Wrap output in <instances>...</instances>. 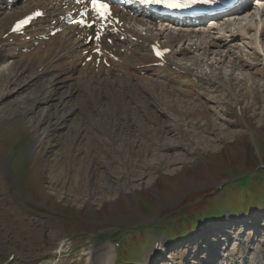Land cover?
Returning <instances> with one entry per match:
<instances>
[{
    "label": "rangeland",
    "instance_id": "374dc122",
    "mask_svg": "<svg viewBox=\"0 0 264 264\" xmlns=\"http://www.w3.org/2000/svg\"><path fill=\"white\" fill-rule=\"evenodd\" d=\"M212 52L209 56L213 59H203L199 65L180 59L190 73L157 75L160 87L173 88L171 96L163 98L162 88L159 91L154 85L161 103L150 97L151 90L144 91L145 84L127 79L115 90L132 83L143 94L132 95L135 101L130 104L136 110L119 108L112 110L113 116L100 110L105 112L101 119L93 105L78 116L66 117L57 127L42 120L49 119L45 110H30L31 104L35 105V87L27 95L20 87L13 91L8 77L0 79V95L4 87L12 89L9 97L0 100V159L6 163L1 174H10V189L17 199L26 197L40 204L45 211L35 210L36 206L28 209L61 226V236L69 242L61 253L48 252L36 261L95 264L98 254L111 245L109 240H115L120 242L118 248L116 243L114 246L124 264H142L147 253L156 252L154 240L166 236L147 227L161 223L163 230L177 239H171L165 255L154 254L149 264H241L243 259L258 264L257 255L264 254V204L256 208L264 200V169L259 168L264 166L262 58L247 52L245 59L255 65L253 70L248 68L257 70L258 75L253 76L261 84L256 94L239 93L241 103L236 106L230 92L221 95V86L198 75L209 66H223L218 82L232 84L228 74L234 72L231 76L236 78L239 67L250 64L234 61L233 55L218 64L219 57ZM199 54L196 56L209 57L206 51V55L203 51ZM232 61L238 63L235 69L230 66ZM243 83L252 85L248 79ZM214 97L221 100L216 103ZM170 99L179 100L180 112L172 110ZM39 136L42 141L34 147L33 140ZM244 172L248 187L236 184L235 176ZM228 182L229 186L219 191ZM235 207L251 212L207 221L194 229L199 219ZM86 232L92 237L103 233L99 235L103 241L85 236ZM49 235L55 237L54 229L44 241L52 242ZM7 253L0 247V260H5ZM120 260L116 257L113 264Z\"/></svg>",
    "mask_w": 264,
    "mask_h": 264
},
{
    "label": "bare ground",
    "instance_id": "6f19581e",
    "mask_svg": "<svg viewBox=\"0 0 264 264\" xmlns=\"http://www.w3.org/2000/svg\"><path fill=\"white\" fill-rule=\"evenodd\" d=\"M16 2L18 5L8 7L6 0H0V8H3V10H0V79L8 77L10 84L13 85V91L17 92L18 87H20L21 91L26 92L27 95L32 92L31 88L35 87L34 90L37 93L33 97L35 105L33 106L32 103L30 110H45L49 114V119L44 118L42 120L53 123L55 127L62 125L66 117L78 116L82 110L87 112L93 105L96 107L95 110H99L97 116L101 119L104 111L107 112H104L106 115L113 116L112 110L116 112L119 108H124L127 111L136 110L130 104V102L135 101L132 95L141 97L143 94L137 92L130 85L132 83H127L121 90H115L127 79L134 81L135 78L136 81L145 84L146 86H143L144 91L149 92L151 90L150 97H153L155 101H160V103L164 95L171 96L173 88L168 89L165 85L160 87L157 84L158 79H160L157 75L162 76L164 71L172 73H177V71L169 69L167 65L166 68H158L150 64L155 59L151 57L147 47L149 43L155 41L169 44L172 47L170 57L167 58V62L170 64L179 59V56L186 57L199 51H203L204 54L205 51L207 54L213 51L212 54L219 57L218 60L215 59L218 64H224L231 55H233V58L235 56L234 61L236 62L249 63L250 65L245 64L239 67L241 72L239 71L238 75L234 76L236 78L231 76L234 72L228 74L227 79L229 82L232 81V84H220L218 82V75L221 73L223 66H209L208 71L200 72L198 75L200 78L210 81L211 84L216 83L221 86V95L226 94L225 90L230 92L236 106L241 103L240 99L243 93L256 94L259 91L258 85L261 83L257 80V77L253 76V74L258 75L257 70L253 72L249 70L250 67H253V70L255 65L248 61L249 59H245L248 51H252V54L258 53V56L262 58L261 69H264V19L261 23L257 22V17L263 15L264 10L258 15L256 7H254V11H247L249 6H246L244 8L246 12H238L220 18L215 22V25L192 27L189 24H184L176 28L177 31L175 30L173 33L168 29L164 31L160 28H154L148 24L149 21L145 18L122 14L123 34L134 36L136 40L120 42L119 47L125 48V51L118 54V63L113 62L106 69L104 66L99 65L98 69L95 70L90 62L82 65L84 49L80 47V40L73 38L71 34L62 35L59 33L47 40H40L39 33L44 35L51 30V27L57 26L51 23V20L57 19V7L54 0H16ZM35 5L45 8L49 16L40 20V25H34L28 29L27 34L30 35V40H21L19 37L13 36L11 41V36L3 39L2 36L8 30L10 23ZM129 6L138 7V4L129 1ZM138 13L150 14L144 7H139ZM260 27L261 32L259 33ZM252 31H254L253 34H251ZM38 40L39 43L35 45ZM237 40H242L243 49L236 45ZM177 45H180L179 49H175ZM194 47L195 50L192 52ZM25 48L28 51H24ZM204 58H207V56L190 58V60L193 61V65H199ZM236 62L232 61V65H230L234 69L238 64ZM242 67H249V71H245ZM179 68L182 67L179 66ZM188 70L190 71V69ZM244 79L251 80L252 85L245 87ZM18 83L21 86H18ZM154 85L159 91L162 88L161 98L158 97ZM262 85L264 86V84ZM2 90L1 101L4 100V95L9 97L12 93V89H7V87ZM4 91L6 92L4 93ZM127 93L130 96H127ZM213 100L217 103L221 100V97H214ZM178 102L177 99H170L169 101L173 106L172 110L176 109L180 112L181 110L177 108ZM100 110L104 111L100 113ZM166 116L167 119L170 117ZM241 120L245 122L242 118ZM104 131L109 132L107 128ZM41 141L42 138L39 136L36 140H33L32 144L35 147ZM3 165L6 166V163L0 159V168ZM4 176H6L5 172L0 175V247L5 252H15L24 257L40 256L53 251L55 248L57 249L58 244L54 245V242L65 237L61 236L63 233L61 226L50 219H41L25 211L10 191V184L7 180V177L11 178L10 174L3 178ZM28 199L23 197L24 201ZM221 227L225 228V226ZM52 229L56 232L55 239H51L52 242L49 240L44 241L45 236ZM101 252L98 254L99 259L95 264H109L115 256L113 245H108L107 249ZM257 256L259 262L256 263L264 264V254L262 256L258 254ZM244 264L251 263L244 261Z\"/></svg>",
    "mask_w": 264,
    "mask_h": 264
},
{
    "label": "snow or ice",
    "instance_id": "6c2138e0",
    "mask_svg": "<svg viewBox=\"0 0 264 264\" xmlns=\"http://www.w3.org/2000/svg\"><path fill=\"white\" fill-rule=\"evenodd\" d=\"M152 3L163 5L167 8L171 9H179V8H186L189 6L188 3L182 2V0H150ZM198 0H192V3H196ZM199 2L203 3H209L210 0H199ZM94 6H96L101 12H106L108 9V6L106 4H97L96 0H93ZM41 13H36V15H40ZM99 37H97L98 39ZM159 54V53H158Z\"/></svg>",
    "mask_w": 264,
    "mask_h": 264
},
{
    "label": "water",
    "instance_id": "95a60500",
    "mask_svg": "<svg viewBox=\"0 0 264 264\" xmlns=\"http://www.w3.org/2000/svg\"><path fill=\"white\" fill-rule=\"evenodd\" d=\"M11 179H12V177H11ZM11 191V190H10Z\"/></svg>",
    "mask_w": 264,
    "mask_h": 264
}]
</instances>
